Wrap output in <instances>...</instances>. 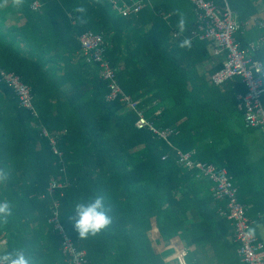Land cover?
I'll return each mask as SVG.
<instances>
[{
    "label": "trees",
    "instance_id": "1",
    "mask_svg": "<svg viewBox=\"0 0 264 264\" xmlns=\"http://www.w3.org/2000/svg\"><path fill=\"white\" fill-rule=\"evenodd\" d=\"M34 1L0 0V65L30 88L39 113L36 119L22 109L0 80V203L10 209L0 215V237L8 244L0 254L18 249L31 264H66L62 238L48 224L52 178L71 183L54 198L65 233L86 252L88 264H165L152 250L153 224L163 242L184 234L194 245L213 242L212 229L229 230L228 223L217 218L207 178L177 165V150L226 170L249 220L264 222V154L253 142L261 131L245 126L240 78L218 88L199 74L198 66L211 57L207 41L182 40L195 28L189 0H151L138 20L118 16L108 2L38 0L42 8L33 12ZM228 4L241 24L257 13L251 0ZM19 19L23 26L16 25ZM87 32L103 35L120 87L142 100L140 108L156 127L172 131L173 148L138 130L134 113L121 104L106 103L108 87L98 67L80 56L78 39ZM235 38L247 51L245 33ZM263 49L252 58L263 63ZM38 124L57 139L63 163ZM96 195L104 197L111 222L82 238L71 210Z\"/></svg>",
    "mask_w": 264,
    "mask_h": 264
},
{
    "label": "built area",
    "instance_id": "2",
    "mask_svg": "<svg viewBox=\"0 0 264 264\" xmlns=\"http://www.w3.org/2000/svg\"><path fill=\"white\" fill-rule=\"evenodd\" d=\"M108 2L114 13L122 18L138 20L143 11L152 6L151 0H96ZM194 7L195 28L189 35L182 36V40L191 43L198 39L207 41L212 54L223 59L222 67L208 77V81L215 87H223L232 79L240 78L246 88L245 94L238 95L239 110L244 114L246 128L264 130V65L254 60L253 55L264 47V37L256 43H251L247 51L242 52L235 36L245 33L243 24L237 19L236 13L228 4V0H190ZM41 3L35 0L30 5L33 12L41 9ZM152 8V7H151ZM162 15V14H159ZM163 16V15H162ZM170 15L163 19L167 20ZM181 34L175 33L174 38L179 39ZM80 56L88 65L98 67L99 78L107 84L108 93L106 103L118 102L125 111L134 113L135 127L138 130H148L158 139L167 142L171 148L169 138L172 131L160 129L149 121L143 109L140 108L142 100H133L120 87L115 69L106 58L105 40L102 34L87 32L79 37ZM0 80L18 98L22 109L28 111L32 117L38 119L39 113L33 104L30 88L25 85L19 76L5 71L0 65ZM156 106L157 103H154ZM160 115V111L156 112ZM37 129L44 137L50 139L53 153L63 163L62 152L59 151L57 139L50 137L47 129L38 124ZM176 156L177 165L184 166L189 171H196L207 178L212 184L211 192L215 201L224 203L219 209L221 217L230 221L234 227L233 239L237 244V254L244 264H264V244L253 231V224L247 217V207L238 202V190L233 185L226 170H218L213 165L193 160L192 154H184L179 150ZM165 156L163 160H166ZM68 180L58 181L51 179L46 193L52 202L49 208L48 224L62 238V256L66 264H88L86 252L76 248L69 239L60 223V202L54 198L57 190L70 188ZM44 198V196H42ZM7 240H0V252ZM185 252L180 254L179 263H185Z\"/></svg>",
    "mask_w": 264,
    "mask_h": 264
},
{
    "label": "crops",
    "instance_id": "3",
    "mask_svg": "<svg viewBox=\"0 0 264 264\" xmlns=\"http://www.w3.org/2000/svg\"><path fill=\"white\" fill-rule=\"evenodd\" d=\"M251 1L255 2V6L257 7V13L253 15L247 22L245 23L242 22L245 29V36L248 47L251 43H256L260 38L264 37V0H251ZM189 4L191 5L190 8L191 17H193V12H192L193 5L191 4L190 0H189ZM237 19H238V15H237ZM24 22H25L24 19L20 20L19 23H16V25L18 24L19 26L21 25L23 26ZM208 51L211 59L201 64L197 68L199 74L203 76L207 80V82H209L208 77L211 75V73L215 72V70H219L224 62L222 58H218L212 54L210 50V45ZM262 52H263L262 55H263V63H264V49L262 50ZM50 56H47L46 59H49ZM49 67L52 69L54 65L49 64L48 68ZM259 131H261V133L258 132L254 134L253 142H255L254 144H256L258 148H260V152L264 154V138L262 137V135L264 134V130H259ZM207 184L209 187V194H211V197L213 198L211 192L212 184L210 182H207ZM217 205H219L217 208V218L225 219L221 217L219 214V207L222 205V202L217 201ZM225 220L228 223L229 230H224V228L217 226V231H215V229H212L211 232L214 235L217 232V237L213 240V242H211L210 240L209 241L206 240L207 242L205 243L203 242L204 244H200V245H194L193 243L191 244L189 238L190 236L188 237L186 234H184V236L182 235V237L180 238H176L169 242H163L158 232V229L153 224L151 231L149 233V238L152 243V250L156 255L159 254L163 256V260L165 264H180L179 257L180 254L183 252L186 253L185 254L186 264H244L240 260L237 254V244L233 239L234 227L230 221H228L227 219ZM262 224H264V222L254 224L253 230L257 234L261 242L264 244V228L262 227ZM0 240H7V239L0 237ZM7 246L8 244L6 243V245L2 250H5Z\"/></svg>",
    "mask_w": 264,
    "mask_h": 264
},
{
    "label": "clouds",
    "instance_id": "4",
    "mask_svg": "<svg viewBox=\"0 0 264 264\" xmlns=\"http://www.w3.org/2000/svg\"><path fill=\"white\" fill-rule=\"evenodd\" d=\"M10 212L7 203H0V215ZM71 223L80 237H87L101 232L110 224L104 197L96 195L73 205ZM0 264H31L23 250L12 249L0 254Z\"/></svg>",
    "mask_w": 264,
    "mask_h": 264
},
{
    "label": "rangeland",
    "instance_id": "5",
    "mask_svg": "<svg viewBox=\"0 0 264 264\" xmlns=\"http://www.w3.org/2000/svg\"><path fill=\"white\" fill-rule=\"evenodd\" d=\"M8 18H10V17L8 16ZM19 21H18V23H19ZM262 137L264 138V134L262 135ZM206 181H208V180L206 179ZM259 226H261V225H259ZM262 227L264 228V224H262Z\"/></svg>",
    "mask_w": 264,
    "mask_h": 264
}]
</instances>
